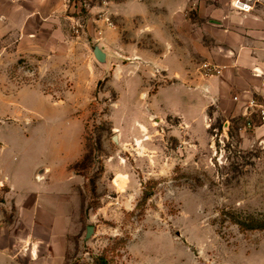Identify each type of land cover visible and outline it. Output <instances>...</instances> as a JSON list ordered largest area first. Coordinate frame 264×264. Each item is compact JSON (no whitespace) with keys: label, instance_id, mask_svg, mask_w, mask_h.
<instances>
[{"label":"rangeland","instance_id":"374dc122","mask_svg":"<svg viewBox=\"0 0 264 264\" xmlns=\"http://www.w3.org/2000/svg\"><path fill=\"white\" fill-rule=\"evenodd\" d=\"M56 1L42 8L39 0L37 15V0H0L6 218L14 208L1 179L38 163L62 168L82 143L71 167L84 182L76 264H264V128L226 122L221 101L201 105L208 60L190 47L183 77L174 75L175 59L161 67L159 53L175 49V17L160 45L143 18L92 16L85 0L53 12ZM100 19L119 30L124 56L112 52L111 32L106 46L96 39ZM99 43L106 64L93 54ZM88 226L95 231L85 240Z\"/></svg>","mask_w":264,"mask_h":264},{"label":"crops","instance_id":"0c3cea01","mask_svg":"<svg viewBox=\"0 0 264 264\" xmlns=\"http://www.w3.org/2000/svg\"><path fill=\"white\" fill-rule=\"evenodd\" d=\"M41 1L42 8L51 2ZM67 1L65 4L64 0L56 1L53 12L62 10ZM85 3H89L92 16L108 10L130 21L143 18L151 22L146 24L145 31H152L160 45L167 43L164 30L171 26L168 16L175 17V49L159 53L161 67H167L168 60L175 59L180 66L174 75L183 77L184 55L189 47L191 55H202L224 66L221 76L199 83L196 93L201 105L208 108L221 101L222 110L228 116L226 122L247 121L246 103L262 93V78L256 77L254 72L256 69L264 71V0H259L255 9L246 14L233 10L229 0H125L109 1L106 5L100 0H85ZM35 7L39 15L42 10L39 0ZM92 20L90 17L88 23ZM98 25L101 33L96 39H101L106 46L104 36L111 32L115 38L112 52L124 56L120 51L123 42L119 30L105 26L103 19ZM105 52L108 60L110 53L106 47ZM189 72L193 77L198 76L193 66ZM262 128L264 126L253 131ZM82 152L81 143L77 157L59 169L52 164L41 166L38 163L25 173L14 171L2 177L1 185L8 188L7 204L12 205L14 212L10 221L0 209V264L75 263L78 251L75 239L82 230L81 186L84 182L71 167L79 161ZM194 264L201 263L194 261Z\"/></svg>","mask_w":264,"mask_h":264},{"label":"built area","instance_id":"2783aa9c","mask_svg":"<svg viewBox=\"0 0 264 264\" xmlns=\"http://www.w3.org/2000/svg\"><path fill=\"white\" fill-rule=\"evenodd\" d=\"M233 10L239 13H251L259 0H229ZM201 75L205 78L219 77L223 74L224 67L211 62L205 61L200 66ZM254 75L256 77L262 78L261 90L262 93L259 97H254L246 103L247 110V121L245 122L246 128H254L258 125L264 126V71L258 69L255 70ZM238 100L237 97L234 98Z\"/></svg>","mask_w":264,"mask_h":264},{"label":"water","instance_id":"95a60500","mask_svg":"<svg viewBox=\"0 0 264 264\" xmlns=\"http://www.w3.org/2000/svg\"><path fill=\"white\" fill-rule=\"evenodd\" d=\"M93 54L95 59L101 63L106 64L107 62V53L105 52V47L102 46L100 43L95 45ZM95 228L93 226L87 227L86 239H89L94 234Z\"/></svg>","mask_w":264,"mask_h":264}]
</instances>
